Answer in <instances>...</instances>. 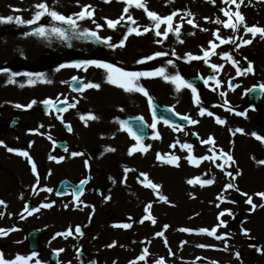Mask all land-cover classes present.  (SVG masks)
<instances>
[{"label":"rangeland","instance_id":"374dc122","mask_svg":"<svg viewBox=\"0 0 264 264\" xmlns=\"http://www.w3.org/2000/svg\"><path fill=\"white\" fill-rule=\"evenodd\" d=\"M42 2L47 3L50 10H55L66 17L74 16V14L80 12L84 6L91 5L92 8L95 9L94 19L96 23L94 24L91 19L78 21V30L95 31L101 39L97 40L95 37L89 36L80 39L70 38L68 40H61L54 34L50 33L48 36L42 37L43 41L46 43V46L40 55H37L33 51L29 52L27 50L26 52L25 49L18 52H14V50H12L10 57H8L7 59H5L7 55L3 53L0 54V83L3 82L2 78L5 74L3 70H10L12 68V73L35 74V72H47L49 70L47 72L48 76L46 77V79L52 81V83H46V88H44L45 90L43 93H37L35 83L29 84L31 88L29 90L26 89V91L22 92L21 88L23 87H21V85H23L24 80L26 79L25 77L18 78L17 80L15 79L16 83H14L13 87L14 95L10 93H5L3 90L0 91V141H3L5 145L17 151L24 150L25 147L30 144L32 149L29 150V153L32 157H34L35 162L38 164L37 169L39 175V185H37L35 175L29 176L30 179H28L27 182H24L21 185L16 184V182L12 179V171H10L9 165L11 162H14L16 160L20 162V157L15 153H9L5 147H0V200L5 201V203L7 204V208L0 206V212L4 213L3 217H0V229H18L17 231L9 232L7 236H0V252L3 253L5 259L12 260L17 255L25 257L31 256L33 253H30L27 250V245L25 242V233L32 229H45L49 232V236H47V239H43L40 251L35 257V259H38L41 264H44V262L47 261V258L49 257L51 252L57 253L58 250L64 248L65 252L67 251L70 254L65 253L64 251L59 252V264H82V262L78 259L76 255V249L79 246L85 247L87 255L89 257H92L97 264H103L100 261L101 257H98L99 253H102L103 250L107 251L109 255V257H106L107 261L104 262V264H114L116 262V259H120V264H124L126 262L128 263L129 260L133 257H136V254L142 255L144 248H148L149 256L146 261H140L139 264H155V262L161 258L165 260V264H184V258L181 255L176 254L178 252L176 251L174 245L178 244L179 241L177 243L172 242V230L178 231L179 227H196L198 229L211 230L213 227H216L219 224V213L225 210H230L233 215H225L223 217H220V219H222L227 224V227L225 229L223 227H219V234L229 233V236H232V234H230V231L234 232V230H236L235 234L241 235L242 237H246L242 234V232L244 230H247L250 234V238L251 236H254V226L256 223L253 222V219L256 217V213L254 214L256 209L253 211L251 209V206L245 203L246 197L241 195L240 193L245 192L248 193V195L253 196V202L257 205L259 203H264V201H261L258 197L254 195L258 192H264V172H261L260 170L256 172H261L262 178L255 176V183L251 182L247 176H237L234 181L236 182L237 187L242 184L241 187H238L240 191H236L235 189H226V185L229 182H235L232 181L230 177L226 176L225 172H232L235 175L236 168L238 167L236 164L232 165L231 167L226 166L225 171H220V173L218 172V175L221 176V182H219L218 184L220 190L218 192H214L217 193L215 194V196L213 193L212 201H210V199L207 202L201 200L199 196H202L204 199H206L208 195L201 193L197 194L195 191L189 190V188H187L186 190H184L182 197L184 199V202H186V204L182 207L185 212L184 216L180 218L179 221H173V219L168 217L169 209H177L176 198L175 194H172L167 186L165 187L167 183L164 182L165 178L163 177L164 174H162V169L166 167L165 163L162 162L161 168L155 163H157L158 160L157 154L167 155V152L171 153L169 149L172 148V143L176 142L173 139H167L166 141L163 139L162 142H159L158 139H152L154 135L159 133H161L162 137H164L165 139L170 137L169 134L165 135L163 132H160L165 127L168 128L169 126L163 123L162 121L153 119V116L149 111L147 98L141 95V98L130 102L123 109L118 108L115 113H117L118 115L127 114L143 116L150 126V135L144 141L143 144L145 146L150 145V148L147 153L136 152L133 155L129 156L128 152L136 144V142H134L130 138L127 132L121 129V125L114 122V126H119L118 128L120 129V131L123 132L126 149L115 155V153L111 154L109 151H107V148H105L104 153L106 156L112 155L114 161H118L116 163H121L118 166L119 170L117 169V172L112 171L113 174L119 175L118 181H116V179H113V184L109 188L110 192L108 195H106L105 193L102 197H96L93 199V207L90 210L92 211L90 213L91 217L94 215L93 217L95 219H98V217L102 218L101 220L99 219L100 225H97L98 228L105 230L106 228L104 226V222H109L111 230L109 229V226H106L110 230H106L107 234H109V236L106 235L108 241H106L108 244L107 246L103 240H99L101 237H105L106 232L101 233L99 231L98 233H100V235H96L93 232L88 234L89 230H87V225L89 223L87 219L89 218V214L84 215L78 219H70L66 216H60L58 218L55 215V213H59L58 210L60 209V207H64L65 205H68L67 208L64 207L67 212H72L74 210L81 211V206L77 207L76 202L73 201L71 197L62 198L63 201H60V198H58L55 194V190L53 188L54 183L59 181L62 174L59 173V177L56 174V176L54 175L53 172L57 170V163L55 160L49 159V157L54 156L57 159H60L61 157H63L64 159L65 157L66 159H68V156H71L70 150H74V148H76L78 144L80 146L86 145L85 143H83L85 141L83 137H78L77 135L71 134L74 130L72 132H69L65 127V125L68 124L71 125V128L73 129V127L82 125V122L79 120L76 114H68L64 116V123L62 124L61 121L58 122L61 128L66 129V134L62 135H57L56 131H52L51 126L47 127L43 125V127H41L39 123L30 122V119L34 114L37 116H41L46 121V117L42 116L44 113L41 109V106L43 104L42 102L46 99L56 100L58 98H65L69 103H76L75 100L78 101L76 99V96H78L81 98V101L85 99L91 100L89 95L90 89H87L81 92L80 94L72 92L69 87V82L73 79V77L79 78L83 81L84 84H87L89 82L95 83V81L97 80L105 79L107 75L106 72L103 71V69H98L94 66L89 67L87 71H84L83 69L73 67L60 68L61 65L84 64L88 61H99L102 63L112 64L118 68H122L125 71L129 68L137 70L148 69V67L157 66V64L161 66L162 61L163 63H167L165 59H174V57H176L178 52L182 49L185 50L187 57L188 54L192 52L190 50L191 45H193V48L196 51L199 50L203 55V50L209 49L210 41H215L217 43V40L214 36V33L217 30H219L220 36L222 38L239 36L243 39H252L251 34L244 35V31L242 30H240L238 33H234L231 29H217L214 27L207 28L206 26L201 28L199 27V29L190 30L186 23H184L183 21V27L180 29L179 37H177L174 33H169L167 39H164L162 36L157 37L154 31L147 32L141 36H136L135 34L129 36V41L132 42L134 46L136 45L135 52H133V59L131 58L132 60L129 61L127 60V58H114L112 57L113 54L110 52L112 50L121 52L122 49H130V44L125 43V47L123 48L110 47L109 44L104 43L103 40L110 37L111 45H116L119 44L123 36L127 34L128 28L139 27L140 30L143 31L144 28L151 27L152 22L147 18L146 13L142 9H138L136 11L134 7H131L129 9L128 15H125L123 9L127 5L124 4L122 0H112L111 3H105L104 0H0V17L13 16L14 18H24L25 16L17 15L19 11L14 10L28 4H31L30 8H32ZM218 2L220 7L218 10V13H220L219 19L221 21H226L227 17L223 15L222 9H228L230 6L224 4L223 0H219ZM257 3L260 6L256 5ZM263 3L264 0H244V3L241 5L239 10L245 16L246 24L248 26H253L257 24L260 27H264L263 22L261 20V14L263 11L261 4ZM146 4L150 11L156 12L157 14L163 17L170 15L172 12L179 13V11L182 10V7H189L191 4H193V2L192 0H163V2L161 0H146ZM246 7H250L251 10L247 11ZM231 8L233 11H235V5H231ZM34 14L35 10L33 12L30 11L29 16L33 19ZM129 15L137 22L135 25L131 24V22L128 20ZM195 15L196 14H194L193 16L195 17ZM121 16H124V19L119 25H117L115 29H110L107 27L105 22L106 19L116 20L119 19ZM181 16L184 15L182 14ZM181 16H177L174 19V26L177 24H181L182 21L179 20ZM97 24L102 25L103 27L98 29ZM54 25L65 28L69 32V35L71 34V29H69L67 25H59L57 22H53L50 17L45 16L39 21L38 24L31 26L27 24L24 25L17 23L0 24V44H5L7 43L6 41L13 42L12 40H24L25 38L26 40L30 39L26 41V43L33 45V42H35L34 40H37L39 37L34 35H28V33H34L35 29L41 26L50 29ZM220 26L223 27L222 24H220ZM165 28L166 26H161V32H163ZM201 29H207V31H201ZM140 41H143L144 44L146 41L152 42L147 45V47L149 48L148 54L142 52L141 46L139 45ZM157 41L161 42L157 43ZM180 41H183V43H181ZM188 41H191V44L189 46H186L185 44ZM238 45L239 40H237L236 44L220 45V47L216 49L217 54L210 56L207 64L203 60H199L197 62H187L186 64H184L182 61H179V63L182 64L184 68V72L180 74V76L184 80H186L184 78L185 74L195 77H201L206 80L209 76L214 77V79L210 80L206 86L194 85L197 89V94L199 96L198 103L197 101L194 102L195 97L192 98L188 94V91L191 89L184 88V91L177 98H174L167 92L166 94L164 92H159V94H157V91L155 88H153V86H148L149 88L147 86H144V88L149 92V95L152 98L156 99L159 103L166 106H171L173 110H175L178 114H186L189 115L192 120L199 121V123L194 125H196L195 129L197 131H199L198 127L201 128L200 131L202 132H199V136L196 137L197 140H200L201 145V140H206L211 137L212 134L214 135L215 132L213 131H219L221 133H224L223 131L228 132L226 130H229L230 126L236 127L238 125H249V120L244 119V115H236L235 113H242L248 111L246 112V116L249 115L248 113H253L254 115H262L258 113L259 109L261 108L262 110H264L263 107H260L263 106L262 100L264 98V91H262L261 98L256 106L250 107L247 103L249 92L255 87L261 88L260 86L264 85V78L258 77L256 70L258 63L263 62L264 39H261L259 36H257L256 39L253 40V43L251 45L239 47V50L237 51L236 49ZM24 48H26V46H24ZM74 51L79 53V57L85 56V58L89 57L91 59H88L84 62L70 63L68 61L61 60V58L58 57V55L60 56L62 54L66 55L67 59L70 57L69 55L78 57L75 55ZM158 52L167 53V55L158 56L152 60H146V62L143 64L137 63L138 60L145 59L149 56H154ZM224 54H231L233 59L241 64V70L245 69L248 64L251 63L254 68V74H248L254 76L248 74H244L242 76L237 75L236 69L232 66L231 62L221 58ZM209 64L223 65V67L220 72H214L213 69L209 66ZM57 68H60V71H56ZM157 68L159 69L158 66ZM247 76H250L252 78V81H250ZM231 78H233L236 83V89L234 88L233 90H231V88L229 87V81ZM216 80H219L220 82V87H218L219 92L221 93L224 89V93H226V95L223 96L220 94V102L222 104L226 101L227 103H231L230 105H227L226 108L231 109L232 111L227 110L225 111V113L223 112L224 115L222 119L226 121L224 125H218L214 119L213 121L208 122L204 118V116L201 117L199 115L201 109H208L205 100H210V98L206 99L207 97L205 95V91L207 90V88L213 89V87L216 85ZM145 83L146 82H144V84ZM71 95L76 96L75 98H73L71 97ZM122 95L125 96L124 94ZM33 100L37 101V103L33 105L32 108L27 109L26 106ZM211 100L215 101L212 98ZM124 103L127 104V102ZM11 104L13 105L10 106ZM16 104L25 106L19 108L21 110L19 112V116L22 119V122L21 125L16 128V131L14 133L6 134L3 131L2 126L7 125L8 116H11V113H13V111L16 109ZM89 106H91L90 112L92 114H101V111L98 109V105H87V107ZM110 109L112 110V108ZM55 114L56 113H52L53 116H55ZM26 120H28V122H26ZM101 123L102 122H97L95 126L104 130ZM153 123H157L155 129L151 128V124ZM190 126H192V124H190ZM32 129L38 131L42 130V132L46 135L47 143L45 149L49 150V153L44 151V153H42V155L40 156L36 154L35 149L33 148L34 138L32 137ZM182 129V132H187L185 128L182 127ZM166 132L168 131L166 130ZM262 133L264 135V131H262ZM185 135L186 137L182 140V143H192L189 140V137L191 135L189 134V131ZM48 136H51L52 140H49L47 138ZM19 137H22V140H20L21 138L19 139ZM107 137L103 135L100 139L101 143H115V136L107 135ZM238 139H240V137H238ZM58 140H62L67 143L68 152L60 151L57 148L56 142ZM227 143L229 145L231 144L229 142L223 141V143L221 144V149H225V144ZM176 147H178L177 143ZM83 148H88L87 150L89 153V157H92L89 150L90 147ZM158 148H160L165 153L160 152ZM215 148L217 150L216 154L218 155L219 148L217 144ZM172 150L174 151L172 155L180 157L179 162L183 165L176 167L177 170L175 173L185 175L188 180L196 179L197 177H199L201 180L213 179V172H208L206 166L195 167L193 164L189 163V161L183 156V154L179 152L176 148H172ZM92 151L95 152V155H98L100 153L99 148L92 149ZM184 154L187 156L186 153ZM192 155L196 158L202 157L203 148L202 150L197 149V152L195 151V153H193ZM234 156L236 157V155ZM244 159L246 160V158ZM120 161H123L124 164H122V162ZM217 162L219 163V161ZM24 167L26 170H28L29 174V167L27 165H24ZM211 167L216 171V166ZM246 167L247 166L244 165L245 171ZM125 168L134 169V171L128 172L126 174V181L124 172ZM83 169H85V167H83ZM160 170L161 176L159 175ZM140 173H145L152 182L161 186L159 194L166 196L168 198L169 203H164L160 201L155 192L143 186L142 181H144V177L140 176ZM110 175L114 177L112 174ZM66 176H69L72 179H77L76 176H72L70 174H67ZM97 179L98 181H100V183H104V185H106L105 182H103L100 178ZM161 181L163 188L161 185ZM180 183H183V181H181ZM174 184L177 186L176 181L174 182ZM185 185L189 186V184L186 182ZM196 186H199L201 188L204 187L200 186L199 184H197ZM211 186L212 188H215V190L218 189H216V187H214L213 185ZM48 188L53 190L52 192H48V195H50L51 197L43 195L42 193L44 192L42 189ZM231 190L234 194L230 193ZM91 195L93 194L89 192L87 197L91 198ZM109 196L111 197V199H107V197ZM21 197L23 198L21 199ZM218 197H221V199H217ZM99 199L105 201L104 207H99V205H102ZM107 200L110 201V203L107 204ZM30 201L34 202L35 208H39L40 205L44 203H53V207L47 209L41 208L39 212L35 211L33 217H29L30 215L25 212L24 209L26 204ZM149 203L152 204V208L150 209L151 215L156 219V223L154 225L151 223L150 220H145L143 224L139 223V221L143 219L145 215L148 214L145 212V208ZM217 204H219V207L216 206ZM203 205H210L207 208L212 206L213 219L208 217L210 220L207 221L195 220L196 217H199V211L201 210V208H203ZM159 206L161 211H164V217L160 216ZM42 211H44L43 217L39 218V220H35L36 223H31L27 226L21 225V223L26 220L27 217H29L28 219H33L35 217L38 218L42 216ZM108 212H112V216H109ZM244 212H249L251 214V217L246 220H241V222H236V219H239ZM158 214L160 217L158 216ZM126 223H131L132 227L129 229L113 227V225L115 224ZM76 225H79L84 230V235L82 237L76 236L73 230V236H69L67 239L65 238V242H57L58 240H60V238L55 237V229L58 232H66L69 227L74 229ZM165 225H168L169 227L165 231L164 237L156 236V233L164 231ZM127 232H130L134 238H137L138 235H144L141 240L142 246L140 248H132L131 253L130 251L128 252L127 249L128 247H130L129 245L132 243V241H129L124 236V233ZM90 236L91 239H89ZM164 238H166L168 241L167 246H165L164 244ZM157 239L160 241V246L162 249L160 248V246L156 247ZM196 239L198 240V245L196 249L194 248L193 251L189 252L190 254L188 253L190 256L188 259V263L196 264L197 258L199 256H203L205 259H208L211 262L217 260H224L226 262L225 264H244L241 263V261L244 259L243 256L237 259L235 253L233 256H230L227 253L219 254L218 247L216 245L225 247V244H227L230 248H232V250L238 249L235 243L232 245L231 240L233 239H231L230 237L226 241L220 240L219 244L214 243V241L209 236H207V238L198 236V238ZM113 243L115 244V247H109V245ZM208 243L210 246H207ZM256 243V247L261 246L258 244L257 241ZM199 245H206L207 247L201 248L199 247ZM105 246H107L108 250ZM114 249L115 251H113ZM153 249L155 250V252ZM169 249H171V253L169 252ZM124 251L127 252L126 255L124 254ZM30 264H35V261L33 260L32 262H30Z\"/></svg>","mask_w":264,"mask_h":264},{"label":"snow or ice","instance_id":"6c2138e0","mask_svg":"<svg viewBox=\"0 0 264 264\" xmlns=\"http://www.w3.org/2000/svg\"><path fill=\"white\" fill-rule=\"evenodd\" d=\"M105 3H111L112 0H104ZM122 2L124 4H126L127 6L123 9V12L125 15H128L129 13V9L131 7H135L137 9H142L146 15L147 18L152 22V26L151 27H146L143 29V31L140 30L139 27H130L127 30V34H125L122 38V40L120 41L119 44L116 45H111L110 41L111 38H106L103 40L104 43L109 44L110 47H118V48H123L125 47V42L128 40V37L135 34L136 36H141L144 35L147 32H151L154 31L155 35L157 37H163L164 39H167L168 34L169 33H174L177 37H179L180 35V29L183 27V23L181 24H177L174 26V19L180 15V13L178 12H172L170 15L167 16H160L159 14H157L156 12L150 11L147 7L146 4V0H122ZM210 2L214 3L215 0H210ZM223 3L226 5H229L230 7L228 9H222L223 11V15L225 17H227L226 21H221L220 19H216L214 21H212L215 24H222L223 28L225 29H231L233 30L234 33H238L240 31L241 28L244 29V35H248L251 34L252 39H243L242 37L239 36H233V37H229V38H222L220 36L219 30H217L214 33V36L216 38V40L219 41V44H217L215 41H210V46L209 49L207 50H203V55L202 56H195V55H191L188 54V60L193 61V60H203L206 64L209 61L210 56L212 55H216V49L218 47H220V45H225V44H236L237 40H239V45L237 47V51L239 50V47H243L246 45H251L253 43V40L256 39L257 36H259L261 39H264V27H260V26H248L246 24V19L245 16L240 12V7L241 5L244 3V0H223ZM231 5H235V11L232 10ZM37 10L35 11L34 17L33 19L29 20V21H24L22 17H13V16H8V17H0V24H11V23H17V24H27L29 26L31 25H35L38 24L39 21L44 18L45 16L50 17L51 20L53 22H57L59 25H67L69 27V29H71V34L69 35V32L63 28V27H59V26H52L50 29L46 28L44 26L38 27L35 29L34 33H28V35H36L38 37H46L48 36L50 33L54 34L55 36H57L58 38H60L61 40H68V39H80L83 37H95L97 40H100L101 38L97 35V33L95 31H90V30H78V21H82L85 19H91L92 22L95 24L96 21L94 19V13H95V9L92 8L91 5H87L84 6L82 8V10L76 14H74V16H64L60 13H58L55 10H50L49 6L47 3H39L37 5L34 6ZM14 11H21L20 9H15ZM187 17H192L186 20L187 24L191 25L193 28L198 27V25L194 22V16L193 13L188 12ZM124 19V16H121L119 19L116 20H111V19H106V25L108 28L110 29H115L117 27V25H119L121 23V21ZM206 21L209 18H205ZM128 20L131 22V24L135 25L137 22L129 15L128 16ZM181 20H184V17H181ZM161 26H166L165 30L163 32H161ZM102 25L97 24V28H102ZM201 31H207V29H201ZM193 34V33H190ZM161 41H157V43H160ZM181 43H183V41H180ZM174 54V53H173ZM167 55V53H163V52H158L156 53L154 56H149L146 57L145 59H141L138 60L137 63L143 64L146 62V60H152L155 59L158 56H164ZM222 59L227 60L229 62H231L232 66L236 69L237 75H244L246 73H251L254 74V68L253 65L251 63L248 64V66L241 70L240 67H238V62L236 60L233 59L231 54H224L222 57ZM169 63H171V61H169ZM96 67L98 69H103L107 76H106V83L110 84V85H114L117 88L122 89L124 92L126 93H140L143 96H145L147 98L148 104L151 107L152 103H153V99L152 97L149 95V92L142 87L138 81L142 78V77H154V76H159L161 78H163L164 80H166L169 83H172L174 85H176V90L180 91L181 88H185V89H191V92L193 93L197 103L199 102V96L197 94V89L196 87L189 83L188 81L184 80L179 74L177 75H173V76H168L165 73V70L163 68L159 69L157 72L154 73H145V72H128L123 70L122 68H118L112 64L109 63H102L99 61H88L84 64H73V65H61L60 68H64V67H73V68H80L83 69L84 71H87V69L89 67ZM209 66L213 69L214 72H220L222 70L223 65H216V64H209ZM60 68H57L56 71H60ZM4 72H7V69L3 70ZM19 75H25L29 77V84H34L37 80L42 82V83H52L51 80H48L45 78L44 74H38L36 76V79L33 80L31 77L33 74L31 73H12L11 76L12 77H16ZM214 77L213 76H209L207 80H204V83L207 84L210 80H213ZM73 80L77 83L78 88H74V91H85L87 89H96L99 90L101 88V85L98 83H92L89 82L87 84H84L82 86L80 85L79 80L76 77H73ZM7 83L9 84H14L16 83L15 79H9L7 81ZM216 85L217 87H220V82L219 80H216ZM21 87H23V85H21ZM229 87H231V84H229ZM261 90L264 91V85H261ZM215 90V89H213ZM221 95H226V93H221ZM37 103V101L33 100L31 101L26 108L30 109L33 107V105H35ZM46 107L50 108V109H55L57 113H63V112H67L70 108H75L76 107V103H78V101L76 103H69L67 100L61 101V103L67 105V107L64 108H60L57 106V103L55 101H53L52 99H46L42 102ZM227 103V101H226ZM16 108H22L25 106H22L20 104H16L15 105ZM228 111H232L231 109H227ZM173 115H179L178 113H175L173 111L172 113ZM236 115H244L246 116L245 113H235ZM199 115L201 117L207 115V116H213L214 114L212 112H206L204 109H201L199 112ZM183 120L189 121L191 124H197L199 123V121L197 120H192L189 116L185 115L180 117ZM57 119H59L61 121V123L63 124V117L61 115L57 116ZM80 119L84 122L85 126H87L88 121H95L98 119V117L94 114H88L86 116H81ZM142 121V117L139 118ZM153 119L156 120V113H155V109H153ZM159 122V121H157ZM215 122L218 125H224L226 123L225 120L221 119L220 117H215ZM165 124H168V121L165 120L164 121ZM157 126V123H153L151 124V128L155 129ZM41 127H43V125H41ZM65 127L67 128V130L69 132L72 131L71 125L66 124ZM121 129L125 132H127L131 138L136 141V144L129 150L128 155L131 156L136 152H140V153H147L150 145L149 146H145L143 144V139L141 136H138L135 132L132 131V129L130 127H128L127 125H125L123 122H121ZM173 130H180L183 131L182 128H180L179 125H176ZM236 133H241L244 134L243 129H236L232 134L235 135ZM39 134V133H38ZM251 135L257 140L259 141L261 144H264V136L259 135L256 132L251 133ZM49 140H52L51 136L47 137ZM152 139H160L159 134H156L152 137ZM178 143V142H177ZM202 144L205 145H209V149L208 151L210 153H212L211 155H204L200 158H196L195 156L191 155V153L193 152V145L191 144H183L181 145L182 150H186L190 155H188L186 157V159L189 161V163L196 165L197 167L204 161H210L212 163L215 164V162L217 160H222L223 163L221 164H217L216 167H218L222 172L225 171V167H231L232 165H235L236 161L234 160L233 156L228 153L223 151V149H219L218 152L219 154H216V141L213 137H209L206 140H201ZM0 147H5L7 149V151L9 153H15L18 156L24 157L28 163L31 165V171L32 173L36 176V181H37V185H39V175L37 173V165L34 162L33 158L29 155L28 152L26 151H17L13 148L8 147L7 145H5L3 143V141H0ZM172 148L176 147V144L171 145ZM65 152H68L67 147L64 148ZM107 151L109 152H115L116 149L115 148H108ZM71 157H79V156H83L84 153L83 152H72L70 153ZM49 159L51 160H55L56 163H61L63 160V157H61L60 159H57L54 156H50ZM157 159L162 161L165 164H171L174 165L176 167H179V160L180 157L178 156H174V155H160L157 154ZM253 159L255 160V157H253ZM259 165H264V160H259L256 161ZM85 165H88V161L85 160ZM134 171V169H129V168H125L124 172H125V181H126V174L128 172ZM226 176L230 177L232 181H234L237 176L242 175L241 172L237 171L236 174L234 175L232 172H225ZM207 175V173H206ZM140 176L144 177V181H142L143 186L145 188H149L151 189L153 192H155L158 196V199L164 203H169L168 198L166 196L160 195L159 194V190L161 188L160 185L152 182L148 176L145 173H140ZM87 181H82L81 183H86ZM215 182V179H207V180H201L199 177H197L196 179H189L187 181V183L189 185H197L199 184L200 186H205V185H211ZM226 189H235L236 191H240L239 188L232 182H229L226 185ZM43 191H47V192H52L53 190L48 188V189H42ZM241 195L246 197L245 203H247L248 205L251 206V209L254 211L258 205L256 203L253 202V196L248 195V193L245 192H241ZM80 195H82V192L79 194H75L76 196V201H77V207H79V200H80ZM256 197H258L261 201H264V192H258L254 194ZM23 197H21L22 199ZM194 198V197H193ZM107 199H111V197H107ZM217 199H221V197H218ZM0 206H3L4 208H7V204L5 203V201L0 200ZM217 207H219V204L216 205ZM53 207V203H44L42 205H40L39 208H36L34 211L39 212L41 208H52ZM65 208L68 207V205L64 206ZM85 207H87V205H85ZM260 208H264V203L259 204ZM152 208V204L149 203L146 208H145V212L148 213L147 215H145L143 217V219H141L139 221V223L143 224L145 222V220H150L151 223L154 225L156 223V219L151 215L150 209ZM25 212H28L29 215H32V210H30L27 206H25L24 209ZM4 213L0 212V217H3ZM225 215L231 216L233 215L232 212L230 210H225V211H221L219 213L218 216V220H219V224L216 227H213L211 230L209 229H200V233L201 234H205L209 237H214L216 240H224L226 241L229 237L225 234H221V235H217V231L219 227H227V224L220 219V217H223ZM113 227H117V228H123V229H129L132 227L131 223H126V224H115L113 225ZM169 226L165 225L164 226V231L158 232L156 233V236L158 237H164V233L167 230ZM18 229L16 228H12V229H0V236H7L9 234V232L11 231H17ZM179 231L181 232H191V229H186V228H181L179 229ZM75 235L76 236H83V232L81 230V228L79 226H77L74 230ZM242 234L246 237L250 238V234L247 230H244L242 232ZM58 235L63 236L64 238H68L69 236H73V229L71 227H69V229L66 232L63 233H59ZM184 243H187L186 241ZM164 244L165 246H167L168 241L166 238H164ZM109 247H115V244H111L109 245ZM182 247V245H181ZM199 247L204 248L207 247L206 245H199ZM223 251H227L228 250V245L225 244V247L222 249ZM257 252H259L260 254L264 255V249H260L257 248L256 249ZM64 251L63 249H60L57 251V255L59 254V252ZM169 252L171 253V249H169ZM37 256V253H33L31 256L25 257V256H21V255H17L15 257V259L13 260H7L5 259L4 255L2 252H0V264H30V262H32L33 260L35 261V264H41V262L38 259H35V257ZM149 256V250L148 248H144L143 249V254L140 255L138 257V260H133L130 262V264H139L140 261H146L147 258ZM235 256L237 259L240 258V253L236 252ZM155 264H165V260L163 258L158 259ZM212 264H217L216 261H213Z\"/></svg>","mask_w":264,"mask_h":264},{"label":"bare ground","instance_id":"6f19581e","mask_svg":"<svg viewBox=\"0 0 264 264\" xmlns=\"http://www.w3.org/2000/svg\"><path fill=\"white\" fill-rule=\"evenodd\" d=\"M161 1L163 2V0H161ZM184 1H188V0H184ZM218 1L219 0H215V2L212 3V2H210V0H192L193 4H191L189 7H184V8L182 7V10L179 11V13H180L179 16H181L182 14L184 15V16H181V17H184L183 21H184V23H186V25L188 26V28L190 30L191 29H199V27L201 28V27H204V26H206L207 28H213V27L217 28V29L223 28V27L220 26V24L218 25V24H215V23L212 22V21H214L216 19H219V14L220 13H218V10H219L220 7H219V2ZM256 5H259V4L257 3ZM30 6H31V4H28V5H25V6H21L20 8H17V9L21 10V11H19V13H17V15L18 16H25L23 18V20L25 22L32 19L29 16L30 15V11L31 12H33L34 10L36 11L35 7L30 8ZM261 7L263 8V11H262V14H261V16H262L261 20H262L263 25H264V3L261 4ZM246 8H247V11L251 10L250 7H246ZM134 9L136 11L138 10L135 7H134ZM190 11H191V13H193V15L196 14L195 17H194V22L198 25V27H196V28H193L191 25L187 24V22H186L187 19L192 18V17H187V15H186ZM181 17L179 19L180 21H182ZM205 18H209V19L206 21ZM183 21L181 23H183ZM24 25H26V23ZM255 25L259 26L257 24H255ZM240 30L244 31L243 28H241ZM34 36H36V35H34ZM33 39H34V37H33ZM28 40H30V39L26 40L24 38V40H22V39H20L18 41L12 40L13 42L6 41L7 43L0 44V54L3 53L5 55H7V57L5 58V59H7L8 57H10L12 50H14V52H18V51H21V50L25 49L26 52H27V50L29 52L33 51L37 55H40L43 52V50H44V48L46 46V43L43 41V38L39 37L37 40H34L35 42H33V45L26 43V41H28ZM192 41H193V39H192ZM29 43H31V42H29ZM127 43L130 44V47H131L130 49L129 48L128 49H122L121 52L116 51V50H112L110 52V53L113 54L112 57H114V58H127V60H129V61L132 60L133 59V52H135V46L136 45L134 46V44L132 42H130L129 39L127 40ZM149 43H152V42L146 41L145 44H144L143 41L139 42V45L141 46L142 52L148 54V52H149L148 49L149 48L147 47V45H149ZM190 44H191V41H188L185 45L189 46ZM195 44H196V42H195ZM24 46H26V48H24ZM190 50L192 52L189 51L190 52L189 54L195 55V56H202V53L199 50L196 51L193 48V45L190 46ZM165 61L167 63H163V61H162L161 66H159V64H157V66L159 67V69L163 68L165 70L166 75H168V76H173V75H177V74L180 75L184 71V68H183L182 64L179 63V61H182L184 64L189 62L188 56L186 57V53H185L184 49L179 51L177 56L174 57V59H165ZM169 61H171V63H169ZM197 61H199V60H193V61H190V62H197ZM157 66H152V67H148V69H141V70L129 68V69H126V71H128V72L154 73V72H157L159 70L157 68ZM239 66H240V64H239ZM12 70H13V68L10 69V70H7V72H5V74H4L3 78H2L3 82L0 83V91L3 90L5 93H10V94L14 95V88H13L14 84H9V83H7V81L9 79H16L17 80L18 78H22V77H25L26 79L24 80L23 88H21V91L22 92L26 91V89L29 90L31 88L29 86V83H28L29 77L25 76V75H19V76H16V77H12L11 76ZM256 70H257L258 77L264 78V57H263V62L262 63H258V66L256 67ZM47 72L46 71H44V72H40L39 71L38 73L35 72V74H33L31 78L33 80H35L36 76L38 74H44V76L46 78L48 76ZM246 74H248V73H246ZM248 75H251V74H248ZM251 76H254V75H251ZM247 78L250 81H252V78L250 76H247ZM141 80L146 82L145 86H147V87L148 86L149 87L153 86V88L156 89L157 93H159V92L166 93L167 92L169 95H171L174 98H177L184 91V88H181L180 91H177L176 90V85L167 82L166 80H164L163 78H161L159 76L142 77ZM105 81H106V78L98 80V83L101 85V88L95 94H93L94 98L92 100L81 101V105H80V110L81 111H80V114H78V115L86 116L88 114H92L90 112V110L88 111V113H86V111L89 109L86 105H91V104H95V103L99 102L98 105L101 106L99 108V110L102 112V114L100 115L101 118H99V123L106 121V127H105L106 135H107V133L108 134L113 133V135L115 134V138H116L115 144L111 148H115L116 149V151L113 152L116 155L119 152L124 151L126 149V145L124 143V135L115 126H114V129H108L110 127V125H111L109 123V121L112 118V116L114 115V113L113 112H107V111H108L109 107H111L113 109L115 108V110H116L117 108L120 107L119 103H122L121 105H124L125 104L124 102L128 103V101H130L131 99L135 100V99L141 97V94L140 93H135V92L126 93L122 89L117 88L114 85H110V84L106 83ZM139 82H140V80H139ZM35 86L37 88V93H43L44 90H45L44 88H46V83H42V82L37 80L35 82ZM213 89H215V90H213ZM213 89L208 88L206 90V94H205L206 97H207L206 99L210 98V100L208 99V100H205V101L209 105V112H212L213 114H216V115L222 114L223 112L220 109L219 105L217 104V101H219L218 96L220 95L217 85H215L213 87ZM21 91H19V92H21ZM122 94H124L125 96H123ZM188 94L192 98H194V95L191 92V90L188 91ZM211 98L214 99L215 101L211 100ZM195 101H196V99L194 100V102ZM12 105L13 104H11L10 106H12ZM260 107H263V109H264V99H263V106H260ZM16 109L18 111H21L18 108H16ZM24 110H25V108H24ZM34 115L30 119V122L39 123V125H45L47 127L48 126H52V131L56 130L57 131V133H56L57 135L66 134L65 130L59 126L58 121L55 118V116H46V121H45L41 116L35 115V118H34ZM257 120H259V118ZM26 122H28V120H26ZM256 123L259 126H261V122L260 121H257ZM95 124H96V120L95 121H88L87 126H85L83 129H81L79 131H74L73 134H75L77 136L84 137V139L87 140V144L92 146V147H94V148H104V146L100 143L101 142L100 139L103 136V132H102V130L99 127H96ZM240 126H242V128L248 127L250 129H254V130L257 129L254 121H250V125L246 124V126H244V125H240ZM37 131H35V129H32V137L34 138L33 144H34L35 152H36V154H38V156H40V155H42V153H44V151H46L48 153L50 151L45 149L46 148L45 147L46 146V140H45V135L43 133H41L42 130L38 131L39 134H38ZM20 138L22 140V137H19V139ZM246 138L247 139H245L243 141L244 144H242V146L246 149L245 152H246V157H247V160H246V166L247 167H246V171L243 172L242 174H244L246 172H249L248 173L249 174V178L253 179L255 177L256 172L258 171L257 169H259L256 166V161L264 159V152L261 151L260 153H258L256 151L258 143H256V145H255V143L252 142V140L254 139L253 137L247 136ZM23 141H24V138H23ZM30 148H31V145H28L27 148H26V151H27V149H30ZM240 150H242V149L240 148ZM253 157H255V160L253 159ZM240 158L242 160L243 156H240ZM80 159H82L81 156L76 157L75 159H70L67 162L68 163L67 164V168L69 170H71L73 168L77 169L79 166L81 167ZM23 160L21 158L19 159L20 162H23ZM17 164H18V160H16V162H12L11 163V165H17ZM61 167L62 166H58V168H60V169H61ZM10 169L13 172L17 173V174H21L22 173L21 170L23 169V165L22 164L19 165V169H20L19 172H17L16 169L13 168L12 166H10ZM175 172L176 171H174V170H170V171L164 170L162 172V174H164V176H163L165 178V180L163 179L164 182L167 183L165 185V187L167 186L169 191L172 194H175L176 204H177V209H175V210L174 209H169L168 217L173 219V221H176V220L179 221L180 218H182L184 216V213H185L184 210L182 209V207L186 204V202H184V199L182 198L184 190L189 188V190H193L197 194H200V193L201 194H206V195H208L206 199H204L202 196H199L200 199L205 201V202H207L209 199H210V201H212L213 193L214 192H218L220 190L218 183L221 182V178H220L221 176L215 174L216 178H214L215 179V183H214L213 186L216 187V189L218 188L217 190H215V188H212V187H210V188H201V187L196 186V185L186 186L185 182L187 183V181H188L187 177L185 175H180V174H177ZM160 174H161V171H160L159 175ZM160 176H159V178H160ZM180 177H182V178H180ZM19 179L24 181L21 177H19ZM175 181H176L177 186L174 184ZM181 181H183V183H180ZM161 184H162V181H161ZM162 188H163V185H162ZM43 194L47 195L45 193H43ZM215 194H217V193H214V196H215ZM259 204H261V203H259ZM259 204H258V207L256 208V211L254 212V214L256 213V217L253 219V222L256 223L255 226H254V231H255L254 236H251V238H248V237H242L241 235L235 234L236 231L231 233L232 234L231 239H233L231 242L235 243L237 245V247L239 249V250L238 249L237 250L240 253V255H242L243 257L248 259L246 264H264V255L260 254L256 250L257 248L264 249V208H260ZM208 206H210V205H207V206L203 205V208H201V210L199 211L200 212L199 217H196L195 220L207 221V220H210L209 218H212V209L213 208H212V206L207 208ZM91 209H92V206L89 204L87 210H81V211L74 210L72 212L71 211L67 212L66 209L65 210L60 209V211L58 210L59 213H55V215L58 218L60 216H66V217H69L70 219H73V218H77L78 219V218H80V217H82L84 215L89 214V218L87 219L88 223H89L87 225V230H89L88 234L93 232L96 235H100V233H98L99 231L101 233L102 232H106V230L110 231L111 227L109 226V222H104V226L106 228L105 230H102V229L98 228V226L100 225V220L102 218H99L97 216L98 219H95L93 217L94 215L91 217V215H90V213L92 212V211H90ZM43 212L44 211L41 212L42 216L37 218L38 220H39V218L43 217ZM64 212H66V213H64ZM159 213H160V216L164 217V215H165L164 211H161L160 206H159ZM158 216H159V214H158ZM37 219H26V220H24L21 223V225L22 226H27V225H29L31 223H36L35 220H37ZM106 226L107 227L109 226L110 230ZM181 228H184V227H179L178 231H173L172 230V232H173L172 242L177 243L179 241L178 242L179 245L178 244L174 245V246H176V251L178 252V253H176L177 255H183V254L184 255L185 254L189 255L190 251H193L194 248L196 249V247L198 245V240L196 238H198V237L189 235L188 234L189 232H181V231H179V229H181ZM106 235L109 236V234H107V232H106L105 237L103 236L99 240H103L105 242V244L108 246V244H107L108 241H107V236ZM124 236L129 241H132V243L129 245L130 247H128V249H127L128 252L130 251V253H131V251H132L131 249L134 248V247L135 248L136 247L140 248L142 246V241L141 240H142L144 235H138L137 238H134L133 235H131L130 232H127V233H124ZM89 239H91V236L89 237ZM63 241H65V239L62 238L60 240V242H63ZM185 241L187 243H184ZM256 241L258 242L259 245H261L260 247H256V244H257ZM181 245H182V247H181ZM107 246H105V247L107 248ZM158 246H160V241L157 239L156 247H158ZM160 248H161V246H160ZM223 248L224 247H219L218 248L219 254H221V253L222 254H226L227 253L228 255H231V254L234 253L232 248L228 247L227 251H223L222 250ZM113 251H115V249ZM154 252H155V250H154ZM65 253H69V252L66 251ZM124 254L126 255L127 252L124 251ZM139 256L140 255L136 254V257H133L132 259L129 260L128 263L126 262L124 264H130L131 261L138 260ZM120 262H121L120 259H116V262L114 264H120ZM184 264H189V263L185 262Z\"/></svg>","mask_w":264,"mask_h":264},{"label":"water","instance_id":"95a60500","mask_svg":"<svg viewBox=\"0 0 264 264\" xmlns=\"http://www.w3.org/2000/svg\"><path fill=\"white\" fill-rule=\"evenodd\" d=\"M254 95H256V97L258 96V93L257 92H254ZM39 237V234H35Z\"/></svg>","mask_w":264,"mask_h":264}]
</instances>
